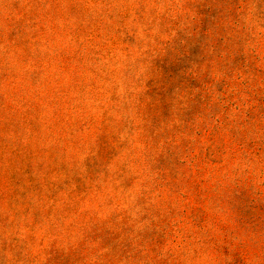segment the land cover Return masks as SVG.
Here are the masks:
<instances>
[{"label": "rangeland", "instance_id": "1", "mask_svg": "<svg viewBox=\"0 0 264 264\" xmlns=\"http://www.w3.org/2000/svg\"><path fill=\"white\" fill-rule=\"evenodd\" d=\"M0 264H264V0H0Z\"/></svg>", "mask_w": 264, "mask_h": 264}]
</instances>
